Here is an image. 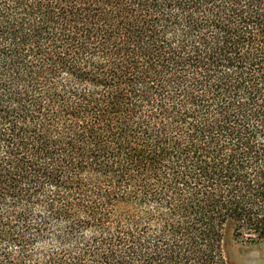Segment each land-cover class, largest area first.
I'll return each mask as SVG.
<instances>
[{
  "label": "trees",
  "instance_id": "16d2710c",
  "mask_svg": "<svg viewBox=\"0 0 264 264\" xmlns=\"http://www.w3.org/2000/svg\"><path fill=\"white\" fill-rule=\"evenodd\" d=\"M264 242V0H0V264H229Z\"/></svg>",
  "mask_w": 264,
  "mask_h": 264
},
{
  "label": "rangeland",
  "instance_id": "374dc122",
  "mask_svg": "<svg viewBox=\"0 0 264 264\" xmlns=\"http://www.w3.org/2000/svg\"><path fill=\"white\" fill-rule=\"evenodd\" d=\"M226 252L229 264H264V242L251 245L229 236Z\"/></svg>",
  "mask_w": 264,
  "mask_h": 264
}]
</instances>
